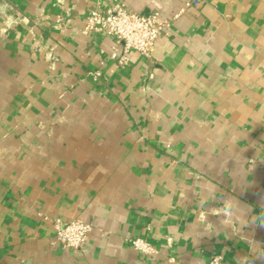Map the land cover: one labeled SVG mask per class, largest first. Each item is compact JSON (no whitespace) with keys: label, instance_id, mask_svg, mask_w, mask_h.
<instances>
[{"label":"crops","instance_id":"crops-1","mask_svg":"<svg viewBox=\"0 0 264 264\" xmlns=\"http://www.w3.org/2000/svg\"><path fill=\"white\" fill-rule=\"evenodd\" d=\"M112 1L0 0V264H264V0H120L180 13L127 68Z\"/></svg>","mask_w":264,"mask_h":264},{"label":"built area","instance_id":"built-area-1","mask_svg":"<svg viewBox=\"0 0 264 264\" xmlns=\"http://www.w3.org/2000/svg\"><path fill=\"white\" fill-rule=\"evenodd\" d=\"M205 0H189L187 6H197ZM180 16L176 14L172 19L160 16L159 13L143 15L129 10L120 0H113L111 5L103 10L90 8L86 14L85 31L89 33H104L111 36L120 51L114 52L112 58L121 68L129 65V55L137 52L145 58H150L156 43L173 20ZM96 77L100 74L96 73ZM55 239L64 248L81 251L93 232V225L81 220L65 222L56 219ZM133 245L144 253L152 249L144 240H135ZM206 264H228L224 255L213 256Z\"/></svg>","mask_w":264,"mask_h":264},{"label":"clouds","instance_id":"clouds-1","mask_svg":"<svg viewBox=\"0 0 264 264\" xmlns=\"http://www.w3.org/2000/svg\"><path fill=\"white\" fill-rule=\"evenodd\" d=\"M8 20L10 22V26H11V24H14V23L17 22L15 20H13L12 17H8ZM213 214L214 215L217 214V211L216 210H213ZM261 225H264V223H261ZM253 251H254V249H253ZM256 252H257L256 257L258 259H264V249H260V247L258 246L257 249H256ZM247 264H250V261H248Z\"/></svg>","mask_w":264,"mask_h":264},{"label":"water","instance_id":"water-1","mask_svg":"<svg viewBox=\"0 0 264 264\" xmlns=\"http://www.w3.org/2000/svg\"><path fill=\"white\" fill-rule=\"evenodd\" d=\"M140 14H142V13H140Z\"/></svg>","mask_w":264,"mask_h":264}]
</instances>
